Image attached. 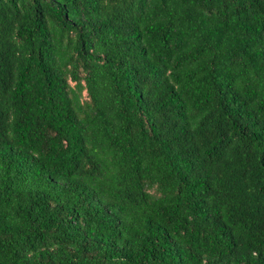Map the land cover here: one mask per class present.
Returning a JSON list of instances; mask_svg holds the SVG:
<instances>
[{
	"label": "trees",
	"instance_id": "trees-1",
	"mask_svg": "<svg viewBox=\"0 0 264 264\" xmlns=\"http://www.w3.org/2000/svg\"><path fill=\"white\" fill-rule=\"evenodd\" d=\"M0 264H264V0H0Z\"/></svg>",
	"mask_w": 264,
	"mask_h": 264
}]
</instances>
